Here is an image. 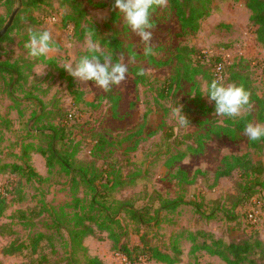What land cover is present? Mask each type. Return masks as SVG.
<instances>
[{
    "label": "rangeland",
    "instance_id": "1",
    "mask_svg": "<svg viewBox=\"0 0 264 264\" xmlns=\"http://www.w3.org/2000/svg\"><path fill=\"white\" fill-rule=\"evenodd\" d=\"M78 1L99 31L114 35L123 44L122 50L113 54L97 44L100 52L112 55L114 62L120 54L126 58L134 55L135 62L129 64V69L141 67L148 80L144 85H135L128 72L126 80L109 92L96 87L92 81H77L60 65L88 55L86 37L81 42L76 41L73 25L61 30V17L70 13L67 6H62V0H15L12 6L5 0L0 2V30L15 9L19 18L17 29L0 43V60L11 63L27 60L33 65L28 70L23 64L27 79L13 95L19 102H13L0 83V166L21 165V149L30 144L33 148L28 154L29 165L41 178L27 181L21 174L11 173V168L0 175L1 193L6 200L0 219L1 264H85V260L92 257L104 264H130L124 256L114 255L108 232L95 225H91L93 234L82 238L79 245L72 242L67 230L73 224L74 215L80 214V208L87 209L91 195L83 188L73 194L69 178L60 167L48 170L45 158L34 151L47 147L51 127L65 129L64 138L57 143L61 153L77 152L76 160L93 161L97 165L103 164L106 156L123 168L126 180L134 178L132 185L126 184L111 192L106 201L112 208L109 217L118 221L119 228L111 225L112 228L117 232L126 231L125 240L130 247L141 246L144 234L149 246L169 254L176 241L181 252L179 264H225L202 250L191 253V238L197 234L195 243L198 245L209 243L208 236L224 243L255 233L264 239V190L255 186L252 197L238 203L244 195L238 186L242 183L239 173L214 180L224 157L246 155L253 163L264 162L262 151L250 147V140L243 131L237 140L211 138L204 143L202 154L185 152L183 160L168 165L171 156L186 151L187 146L193 144L188 136L205 133L212 124H221L224 117L214 113V102L209 103L205 83L200 80L197 92L192 83L184 81L175 92L173 87L169 94L160 91L171 72L170 59L179 48L188 47L199 50L194 54L196 61L199 56L204 57L205 62L217 55L230 65L241 61L252 75L255 92L264 100V76L259 77L258 70L254 69L256 63L264 62V48L255 42V28L249 26L248 0H212L210 15L195 33L180 28L170 7L156 9L152 14L153 54L148 57L143 54V43L123 26L117 11L110 10L112 0ZM98 12L104 13V18L97 17ZM44 29L53 33L60 52L50 53L44 56L45 61H40V57H30L24 45L30 30ZM149 57L155 63H150ZM46 60L50 63H45ZM165 62L167 65H163ZM43 70L44 74L40 75ZM76 91L81 92L80 99ZM110 96L117 100L115 109ZM38 100L43 108L36 103ZM174 101L183 105V114L191 127L178 130L171 113ZM258 109L252 104L241 116L251 114L250 123L264 125L256 119ZM38 115L44 117L35 120ZM99 135L111 145L99 156L92 155ZM180 171L185 172L189 184L180 183L177 178ZM159 196L163 200L180 198L183 204L174 211H164ZM75 197L79 199L77 203ZM123 202L137 208L147 206L151 216H155L149 227L137 231L134 223L117 213L118 204ZM39 212L42 213L38 216ZM56 220L60 225L54 224ZM60 226L62 229L58 230ZM202 232L204 236L198 234ZM37 235L44 238L33 252L30 239ZM12 245L21 246L22 250L14 255L5 254ZM135 264L162 263L139 259Z\"/></svg>",
    "mask_w": 264,
    "mask_h": 264
},
{
    "label": "trees",
    "instance_id": "2",
    "mask_svg": "<svg viewBox=\"0 0 264 264\" xmlns=\"http://www.w3.org/2000/svg\"><path fill=\"white\" fill-rule=\"evenodd\" d=\"M3 0H0V2ZM10 6L15 0H5ZM62 6H67L70 13L64 14L61 17V30L66 28L67 25H73V34L76 41L81 42L86 37L88 30L93 31L91 39L99 47L103 48L109 53H116L122 50V42L117 40L115 36H108L105 33L99 31L97 24L91 22L88 19L87 12L82 3L78 0H62ZM169 7L174 11L176 19L180 28L183 31L195 33L199 30L200 23L206 19L212 11V0H170ZM246 8L250 12L248 18L249 26L255 28L253 31L255 42L264 48V0H248L246 2ZM156 10V9H155ZM154 10V11H155ZM153 11V12H154ZM18 14V13H17ZM15 16L12 25L9 27L4 36L0 39V43L8 39L9 34L17 29V23L19 18ZM2 27V25H1ZM199 50L195 48L181 47L177 50L176 54L170 59L169 64L172 65L171 72L168 81L163 83L161 88L162 94H169L170 91L179 89L182 81L192 83L194 90L199 91V80L205 83L206 89L210 82L215 79L212 73V69L218 58L210 59L203 62L205 59L199 56V61L194 59V54ZM104 53V52H102ZM100 53H97L99 55ZM105 54V53H104ZM103 57L101 56V59ZM40 61H45L44 56L40 57ZM150 63H155L153 58L149 57ZM45 63H50V60H46ZM24 65L28 66V70L33 66L32 63L27 60H20L15 62L1 61L0 60V83L2 84L3 91L14 102L17 99L14 98V93L19 91L24 82H26L27 75L24 72ZM159 64V63H158ZM163 65H167L165 62ZM241 61L234 62L229 66L223 67L225 84L234 83L238 86H242L246 91L250 93V105L254 104L258 106L256 112V119L258 122H264L263 109L264 100L261 96L255 92L253 86L252 75L249 70L242 66ZM142 70L141 67L135 66L129 69V73L133 76V82L135 85H144L148 76L138 75V72ZM173 87V88H172ZM161 94V96H162ZM77 99L81 98V92H77ZM110 99L113 100L110 96ZM114 101V109L117 100ZM16 102H19L17 100ZM36 103L43 108L42 103L38 100ZM246 108L248 106H245ZM42 112H44L42 110ZM44 117L38 115L35 120ZM252 120L251 114H245L240 117L228 118L224 117L221 124L214 123L210 126L205 133L194 134L188 136L193 140V144L188 145L186 151H179L175 156H171L167 161L170 165L174 162H179L186 157L185 152L192 155L202 154L204 151V143L211 138L225 137L230 140H237L241 133L244 131L245 126ZM64 128L51 127L48 131V144L45 149L37 148L34 151L46 160V166L48 170H51L55 166H59L60 170L69 178L71 190L73 194H76L79 188L87 190L91 197L86 208H80V214L77 213L73 217V224L71 228L67 230L74 245H79L82 238L91 236L93 234V228L91 225H95L98 229L104 232H108L109 239L111 241V251L114 254L124 256L130 264H135V261L144 260L148 262H158L162 264H179L180 263V249L175 244H172V253L162 252L156 247H151L145 242L144 234L141 235L142 245L130 247L126 236V231L117 232L111 225H117L118 221H114L109 217V210L111 207L107 206V200L110 197V193L120 189L124 185H132L134 178L130 177L126 180L122 175V167H117L111 158L106 159L103 157L104 163L101 165L95 164L93 161H78L75 159L77 152L71 154L61 153L57 149V143H61L64 138ZM125 139V138H124ZM111 142L104 139L102 136H97L96 144L92 150V155H100L106 147H109ZM249 145L253 149H259L262 151L264 159V137L259 141H249ZM33 147L29 144L23 146L21 149V156L19 159L23 160L21 165L19 164H4L0 166V175L3 174L7 168H11V173L21 174L22 177L29 181L32 178L40 180L39 176L33 172L29 165V151ZM109 152V151H108ZM234 172L240 174L242 177V183L238 184L240 190L242 189L243 196L238 203L249 200L253 195L252 188L258 186L264 190V180L261 177L264 175V162L253 163L248 156H227L222 159L221 165L217 168L214 174L215 182L220 179L230 177ZM177 178L180 183L189 184V180L185 172H178ZM162 201L161 209L164 211H174L179 205L183 204L180 198L174 200H163L160 196L158 198ZM77 197L74 198V202H78ZM5 196L0 195V219L5 212ZM77 205V204H76ZM45 212V210L43 211ZM117 213H122L129 221L134 223L137 227V231L140 228H148L152 217L151 211L147 206L140 208L135 207L132 203H119ZM42 212H39V216ZM55 214V212H54ZM87 223V224H85ZM54 224H59L56 220ZM56 227V225H54ZM58 230L62 227H57ZM200 236H204L205 233H198ZM196 236H193L191 253H195L198 250H202L210 256L219 258L225 264H264V239H261L258 234H251L247 237L231 240L229 243H224L222 240H214L210 238V242H203L198 245L195 243ZM44 236L37 235L30 239V245L33 252L36 251L38 243ZM21 246H10L5 254L14 255L21 251ZM1 264V262H0ZM32 264H43L41 262H34ZM85 264H104L99 258L92 257L85 260Z\"/></svg>",
    "mask_w": 264,
    "mask_h": 264
},
{
    "label": "clouds",
    "instance_id": "3",
    "mask_svg": "<svg viewBox=\"0 0 264 264\" xmlns=\"http://www.w3.org/2000/svg\"><path fill=\"white\" fill-rule=\"evenodd\" d=\"M169 4L170 0H112L110 10L117 11L123 26L127 27L143 43V54L148 57L153 54V11L168 8ZM96 15L99 18H104V13L98 12ZM51 22L54 23L55 19L53 18ZM93 34L92 30L86 32L85 50L88 55L82 56L71 64H61L60 66L77 81L81 83L92 81L96 87L104 92H109L113 86H118L126 80L129 64L135 62V56L126 58L120 54L119 59L114 62L112 55L100 52L97 44L91 39ZM24 47L32 58L47 56L50 53L59 54L60 52L53 33L48 29L30 30ZM97 53L100 54L97 55ZM43 74L44 70L40 75ZM144 74L145 70L143 69L138 72V75ZM206 96L209 103L214 102V113L219 117H240L246 112L245 106H250V93L234 83L225 84L221 77L210 82L206 89ZM182 110L183 105L174 101L171 113L176 119L178 130L191 127L189 119ZM244 135L250 141H259L264 137V125L248 123L244 128Z\"/></svg>",
    "mask_w": 264,
    "mask_h": 264
},
{
    "label": "built area",
    "instance_id": "4",
    "mask_svg": "<svg viewBox=\"0 0 264 264\" xmlns=\"http://www.w3.org/2000/svg\"><path fill=\"white\" fill-rule=\"evenodd\" d=\"M216 58H218L219 61L215 63V65H214V67L212 69L213 76H214L215 79L217 77L224 78L223 67L224 66H228L230 64H228L226 62L225 58L219 57V55H217ZM254 69H255V71L258 70L259 77H262V75L264 76V62H262L261 64L256 63L254 65ZM2 194L3 193H1V188H0V195H2ZM247 218L249 220H252L251 216H247ZM114 255L115 256H121V255H118V254H114Z\"/></svg>",
    "mask_w": 264,
    "mask_h": 264
},
{
    "label": "water",
    "instance_id": "5",
    "mask_svg": "<svg viewBox=\"0 0 264 264\" xmlns=\"http://www.w3.org/2000/svg\"><path fill=\"white\" fill-rule=\"evenodd\" d=\"M18 12V9H15L13 11V13L11 14L8 22L6 23V25L0 30V39L4 36V34L7 32V30L9 29V27L12 25L13 21H14V18L16 16Z\"/></svg>",
    "mask_w": 264,
    "mask_h": 264
}]
</instances>
